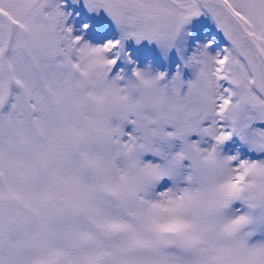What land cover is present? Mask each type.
<instances>
[{
	"label": "snow or ice",
	"instance_id": "6c2138e0",
	"mask_svg": "<svg viewBox=\"0 0 264 264\" xmlns=\"http://www.w3.org/2000/svg\"><path fill=\"white\" fill-rule=\"evenodd\" d=\"M0 264H264V0H0Z\"/></svg>",
	"mask_w": 264,
	"mask_h": 264
},
{
	"label": "rangeland",
	"instance_id": "374dc122",
	"mask_svg": "<svg viewBox=\"0 0 264 264\" xmlns=\"http://www.w3.org/2000/svg\"><path fill=\"white\" fill-rule=\"evenodd\" d=\"M93 18V24L99 28L103 29H110L112 28V22L108 19V17L101 11L99 15L97 16L96 14H91ZM194 27L197 30V35H203V36H209L215 39L216 44L218 47H222L226 45V41L223 38V35L215 28L214 23L208 16H201L195 19L193 25L190 26ZM144 44H147V41L142 42ZM149 48L152 50L153 56L156 55L157 49L154 44L149 45ZM178 60L175 56V52L169 53V59L167 61V66L169 69L173 68L175 66V63H177ZM154 67H159L161 70H163V65H160L158 63L153 64ZM184 78L189 79L191 78V72L189 69L185 68L184 69Z\"/></svg>",
	"mask_w": 264,
	"mask_h": 264
}]
</instances>
